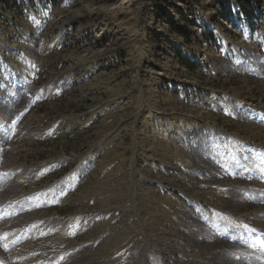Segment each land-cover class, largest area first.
Returning <instances> with one entry per match:
<instances>
[{
	"label": "rangeland",
	"instance_id": "obj_1",
	"mask_svg": "<svg viewBox=\"0 0 264 264\" xmlns=\"http://www.w3.org/2000/svg\"><path fill=\"white\" fill-rule=\"evenodd\" d=\"M256 1L231 22L214 0L0 17L3 264H264Z\"/></svg>",
	"mask_w": 264,
	"mask_h": 264
},
{
	"label": "trees",
	"instance_id": "obj_2",
	"mask_svg": "<svg viewBox=\"0 0 264 264\" xmlns=\"http://www.w3.org/2000/svg\"><path fill=\"white\" fill-rule=\"evenodd\" d=\"M88 1L92 0H0V17L10 18L16 26H21V22L19 21H23L27 16L43 21V16L53 10L62 8L71 10L78 4ZM213 3L218 11V15H221V17L230 22L237 19V17L246 19L248 17L258 19L259 17V3L256 0H214ZM202 21L203 25H205L204 20ZM182 32L179 28L178 33L181 34ZM200 36L210 46L217 45L220 42V39L216 38L215 32L207 26L202 27ZM177 55L178 60L187 67L194 69L196 66H199L196 60L183 56L179 50ZM224 109H229L230 111L232 109V105L228 100L224 103ZM230 113L232 114L233 111Z\"/></svg>",
	"mask_w": 264,
	"mask_h": 264
},
{
	"label": "snow or ice",
	"instance_id": "obj_3",
	"mask_svg": "<svg viewBox=\"0 0 264 264\" xmlns=\"http://www.w3.org/2000/svg\"><path fill=\"white\" fill-rule=\"evenodd\" d=\"M0 264H3V261H0Z\"/></svg>",
	"mask_w": 264,
	"mask_h": 264
}]
</instances>
